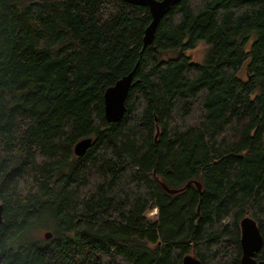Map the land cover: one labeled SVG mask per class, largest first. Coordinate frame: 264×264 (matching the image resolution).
Instances as JSON below:
<instances>
[{"label": "trees", "instance_id": "16d2710c", "mask_svg": "<svg viewBox=\"0 0 264 264\" xmlns=\"http://www.w3.org/2000/svg\"><path fill=\"white\" fill-rule=\"evenodd\" d=\"M150 20L122 0H0V264H181L193 251L241 264L245 216L264 260V0H180L143 48ZM198 40L203 63L185 54ZM134 67L108 122L104 92Z\"/></svg>", "mask_w": 264, "mask_h": 264}, {"label": "water", "instance_id": "95a60500", "mask_svg": "<svg viewBox=\"0 0 264 264\" xmlns=\"http://www.w3.org/2000/svg\"><path fill=\"white\" fill-rule=\"evenodd\" d=\"M126 3L133 5H138L142 7H147L151 20L144 30V35L142 38V47L145 48L153 43L154 34L156 27L160 19L180 0H122ZM136 67L128 74L123 75L118 79L113 85L106 88L103 100H104V117L108 122H118L124 116L126 111L125 101L130 87L133 84L134 75ZM158 129L156 137L158 134ZM92 138L88 137L78 141L74 147V153L77 156L82 155L90 146ZM162 187L170 194H176L190 184H194L198 191H201V184L197 180H192L186 183L180 188H170L163 181L159 180ZM2 204H0V226L2 223ZM240 247H241V264H264V260H257L255 258L256 253H258L263 244V237L256 221L245 216L240 220ZM52 233L46 231L44 233L45 238H50ZM181 264H202L200 260L196 257L194 251L183 257Z\"/></svg>", "mask_w": 264, "mask_h": 264}, {"label": "rangeland", "instance_id": "374dc122", "mask_svg": "<svg viewBox=\"0 0 264 264\" xmlns=\"http://www.w3.org/2000/svg\"><path fill=\"white\" fill-rule=\"evenodd\" d=\"M209 48V44L203 40H198L195 42L194 47L188 48L185 51V54L191 59L193 62L203 63L206 58L207 49ZM246 63L243 64L242 68L239 71V76L241 78H245L247 76L246 73ZM157 210H153L147 214V216L155 221ZM40 236H43V231H40Z\"/></svg>", "mask_w": 264, "mask_h": 264}]
</instances>
